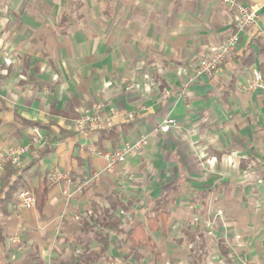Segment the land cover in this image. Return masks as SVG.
<instances>
[{
    "label": "crops",
    "instance_id": "crops-1",
    "mask_svg": "<svg viewBox=\"0 0 264 264\" xmlns=\"http://www.w3.org/2000/svg\"><path fill=\"white\" fill-rule=\"evenodd\" d=\"M2 1L0 145L51 136L10 177L0 264H264V91L247 88L252 70L264 76L257 49L264 0H240L256 9V24L213 75L189 83L192 67L234 33L225 5L117 0L77 9ZM95 103L105 105L102 117L118 111L115 126L77 133L74 121ZM167 118L178 128L162 134ZM143 136L148 145L139 154L69 199L46 180L54 169L90 178L106 166L95 151ZM42 183L41 206L16 211V192L29 190L36 201ZM112 220L120 231L106 226ZM132 226L139 227L135 249Z\"/></svg>",
    "mask_w": 264,
    "mask_h": 264
},
{
    "label": "built area",
    "instance_id": "built-area-1",
    "mask_svg": "<svg viewBox=\"0 0 264 264\" xmlns=\"http://www.w3.org/2000/svg\"><path fill=\"white\" fill-rule=\"evenodd\" d=\"M212 1L225 5L233 11L235 16L234 33L222 45L217 47L211 56L201 59L198 64L192 67L194 76L193 78H189L188 83L200 75L207 77L213 75L234 52L239 43L240 33L245 32L248 28L256 24L257 12L254 7L243 5L240 0ZM182 72H186V70L182 69ZM247 88L250 90L264 91V76L260 71L252 70L251 77L247 82ZM104 109L105 105L102 103L93 104L87 113L81 115L74 121V130L79 134L87 135L92 132H102L112 129L120 115L115 108L110 107L108 109V115L102 117L99 113ZM125 118L130 121L134 119V115L127 114ZM171 128H178V125L174 120L167 118L159 126V131L162 134H167ZM147 145L148 139L146 136H143L133 143L122 142L113 151H95L94 155L102 157L106 161V166L102 171L94 173L90 178L85 177L80 180H73L68 174L54 169L47 173L46 180L50 185L58 186L61 195L65 199H69L76 193H82L93 182H96L102 172L107 174L111 173L116 164L124 162L128 156L139 154ZM43 146L44 143L38 135H34L31 138L29 145H10L6 147L0 145V176L7 167L15 170L21 169L24 157L29 153L38 154ZM35 204V197L31 191L19 190L16 192L13 202L16 211L32 210L35 208ZM243 264L246 263L243 262Z\"/></svg>",
    "mask_w": 264,
    "mask_h": 264
},
{
    "label": "trees",
    "instance_id": "trees-1",
    "mask_svg": "<svg viewBox=\"0 0 264 264\" xmlns=\"http://www.w3.org/2000/svg\"><path fill=\"white\" fill-rule=\"evenodd\" d=\"M257 49H259V52L264 55V46L262 45H257ZM251 57H249L250 59ZM33 126L39 127L38 124H31ZM50 136L51 133L48 130V134L44 137V143L46 149L47 143L50 141ZM4 175L0 181V214H4L5 212V203L7 202V198L11 195L12 190L14 189V185L10 183V177L12 174H14L16 171L15 169H12L11 167H7L4 171ZM5 188H7V191L4 193ZM46 194V188L43 183L39 186V188L36 190V204L35 206L39 208L41 206V202H43V198L45 197ZM2 195L4 197L2 198ZM99 224V221H97ZM106 226H108L111 230H117L120 231L119 224L116 221H108L106 223ZM138 226H132L130 230L127 232V236L130 240V243L132 245V249H135L138 245H140V242L137 238V233H138ZM6 242V235L4 234V227L0 224V249L4 247ZM134 256H137V254H134Z\"/></svg>",
    "mask_w": 264,
    "mask_h": 264
},
{
    "label": "rangeland",
    "instance_id": "rangeland-1",
    "mask_svg": "<svg viewBox=\"0 0 264 264\" xmlns=\"http://www.w3.org/2000/svg\"><path fill=\"white\" fill-rule=\"evenodd\" d=\"M30 1H39V0H5L3 3L8 5L11 4V6L26 5V3ZM40 1L48 2L50 5L85 9V8H89V6L90 7L96 6L102 8L105 6H112L117 0H40ZM119 1H124V0H119ZM81 13L83 14L84 10H82Z\"/></svg>",
    "mask_w": 264,
    "mask_h": 264
}]
</instances>
